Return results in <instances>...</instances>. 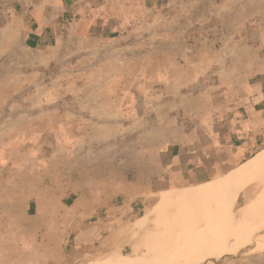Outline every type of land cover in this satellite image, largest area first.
<instances>
[{
  "label": "rangeland",
  "instance_id": "rangeland-1",
  "mask_svg": "<svg viewBox=\"0 0 264 264\" xmlns=\"http://www.w3.org/2000/svg\"><path fill=\"white\" fill-rule=\"evenodd\" d=\"M97 1L110 7L94 13L78 8L77 35L74 28L70 33L63 28L61 41H50L43 56L27 57L22 81L0 79L1 262L24 259L27 230L37 224L38 215L47 218L49 208L55 207L53 198L57 204L61 194L65 203L70 192L90 191L94 174L101 171L92 168L91 157L99 154L93 147H116L123 137L130 144L140 129L132 124L137 108L144 112L154 98V105L162 103L159 115L173 111L170 121L176 124L182 122L179 114L187 117L204 108L186 97L196 91L190 86L196 83L201 56L208 54L204 48L213 53L232 43L230 9L217 7L221 0ZM8 5L0 0V12ZM64 17L73 23V14ZM167 97L173 105L166 108ZM118 128L120 137L115 136ZM261 151L264 144L205 182L131 201L118 197L112 202L118 210L100 215L104 225L97 226L92 241L75 244L73 234L67 233L62 259L41 258L32 264H264V241L259 238L264 226L244 245L239 244L240 233H234L240 225L253 223L249 209L264 208V183L240 180L235 192L229 188L239 167ZM252 171L264 175V165ZM219 188L218 205L198 218L185 213ZM183 189L195 193L175 202L166 197ZM44 194L49 202L42 199ZM62 208L65 230L69 216ZM217 240L227 247L220 248Z\"/></svg>",
  "mask_w": 264,
  "mask_h": 264
},
{
  "label": "crops",
  "instance_id": "crops-1",
  "mask_svg": "<svg viewBox=\"0 0 264 264\" xmlns=\"http://www.w3.org/2000/svg\"><path fill=\"white\" fill-rule=\"evenodd\" d=\"M6 1L9 5L0 12V79L9 82L22 81L24 65L29 63L27 57L43 56L50 41H61L63 28L66 33L74 28L77 35L75 25L81 24L76 22L80 9L94 13L110 7V3L97 0ZM217 7L230 9L234 28L229 37L232 43L227 42L213 53L204 48L208 54L201 56L196 83L190 86L196 88L195 94L186 96L187 101H199L204 108L187 117L179 114L182 122L177 124L170 121L173 111L170 114L166 109L159 115L162 103L157 101L154 105V98L144 112L143 107L137 108L132 124L140 129L130 146L124 137L118 138L116 147L94 146V154H99L91 157L95 165L92 168L100 167L101 171L94 174L90 191L72 190L65 203L61 194L57 204L53 198L55 207L49 208L48 216L45 214L48 219L38 215L37 224L27 230L26 242L22 244L24 259L0 264L62 259L61 242L67 233L71 237L73 234L75 244L92 241L98 234L97 226L104 225L100 215L116 210L118 206L112 202L118 197L131 201L185 184L205 182L247 160L255 148L264 144V0H221ZM67 13L74 15L73 23H69L71 18L65 19ZM164 102L166 108L173 105L168 97ZM159 121L165 123L159 125ZM119 130L115 136L120 137ZM127 172L132 175L127 177ZM76 181L77 184L79 179ZM42 199L46 203L51 198L44 194ZM63 204L64 213L69 216L65 230ZM95 216L98 219H89Z\"/></svg>",
  "mask_w": 264,
  "mask_h": 264
},
{
  "label": "bare ground",
  "instance_id": "bare-ground-1",
  "mask_svg": "<svg viewBox=\"0 0 264 264\" xmlns=\"http://www.w3.org/2000/svg\"><path fill=\"white\" fill-rule=\"evenodd\" d=\"M264 156V152L261 151V153H259L256 157L254 158H251L249 160L248 163H246V165H243L242 167H239L241 168L240 171L237 173L238 175H236V177H233L232 180H231V183L229 184V188H230V191L232 192L233 190H235V188L239 185H241V182L240 180H242L243 183L245 182H249V181H258L260 183H264V175H260V174H257L255 172H253L252 170H254L257 166H259L260 164H263L264 165V160L262 159ZM229 183V182H228ZM226 184V183H225ZM225 186V185H224ZM226 188V187H225ZM200 190V187L195 189V191L199 192ZM225 190V189H223ZM195 191H189L188 189H183V190H178V191H170V195H167L166 197L169 198V200L171 202H175V201H178V200H182V199H185L186 197H188L191 193H195ZM228 191V190H227ZM223 192V191H222ZM235 192V191H233ZM220 188L214 192L212 195H210L209 197H206L204 200H202L199 205L197 206V208L195 207H192L190 208L191 211H193L192 213H188L189 209L187 210L186 209V214H188L189 216H191L190 218H195V217H199L198 215H200V213H204L205 211L207 210H211L213 207L212 206H216L218 205L219 201H220ZM263 194V193H262ZM165 197V198H166ZM214 206V207H215ZM212 207V208H211ZM257 207V206H256ZM251 208V207H250ZM249 208H246L242 211V215L246 213V211L248 210ZM264 209V208H263ZM262 209V210H263ZM260 209H256L254 211H251L250 209L247 211V213H250V216L251 218L253 219L252 220V224H243V225H240L241 227L239 228H236L234 230V233H240L239 237H240V240L241 242L239 244H242L244 245L245 243H249L251 237L259 230V228H262L264 226V211H262ZM251 211V212H250ZM203 215V214H202ZM213 227L211 228L212 230H214L215 228V224L212 225ZM237 227V226H236ZM218 233V232H217ZM261 233V232H260ZM259 235V234H258ZM215 236H218V235H215ZM236 236V235H235ZM221 237V236H220ZM237 238V237H235ZM255 238V237H254ZM260 238V241H264V234L262 236L259 237ZM189 239V238H188ZM169 240V239H167ZM166 240V241H167ZM200 241V238L198 239ZM208 240V239H207ZM219 240V239H218ZM215 241L216 243L215 244H219L220 248H221V245L222 246H226V243H221L222 241ZM255 240V239H254ZM252 241V240H251ZM258 241V242H260ZM163 242V241H162ZM170 242V241H169ZM207 242V241H206ZM254 242V241H253ZM256 242V240H255ZM165 243V242H164ZM234 243V242H233ZM221 244V245H220ZM161 245V244H159ZM163 245V244H162ZM161 245V247H162ZM166 245V244H164ZM214 246V245H212ZM160 248V247H159ZM213 248V247H212ZM216 248V247H215ZM239 248V247H238ZM161 250V248H160ZM167 250V249H165ZM233 250V249H232ZM236 250V249H235ZM164 252V251H163ZM139 257V256H138ZM138 257L136 256V258L138 259ZM135 258V257H134ZM107 260V259H106ZM105 260V261H106ZM109 260V259H108ZM139 260V259H138ZM142 260V259H141ZM108 262V261H107ZM111 262V261H110ZM159 262V261H158ZM112 264V262H111ZM161 264V263H160Z\"/></svg>",
  "mask_w": 264,
  "mask_h": 264
},
{
  "label": "trees",
  "instance_id": "trees-1",
  "mask_svg": "<svg viewBox=\"0 0 264 264\" xmlns=\"http://www.w3.org/2000/svg\"><path fill=\"white\" fill-rule=\"evenodd\" d=\"M73 197V196H72Z\"/></svg>",
  "mask_w": 264,
  "mask_h": 264
}]
</instances>
